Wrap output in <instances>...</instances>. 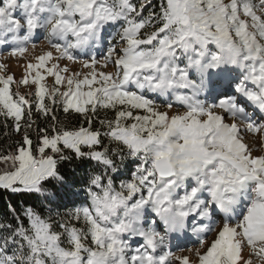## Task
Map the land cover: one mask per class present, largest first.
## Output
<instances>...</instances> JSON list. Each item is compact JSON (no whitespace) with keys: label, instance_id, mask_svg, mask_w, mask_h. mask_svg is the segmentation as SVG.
Here are the masks:
<instances>
[{"label":"snow or ice","instance_id":"snow-or-ice-1","mask_svg":"<svg viewBox=\"0 0 264 264\" xmlns=\"http://www.w3.org/2000/svg\"><path fill=\"white\" fill-rule=\"evenodd\" d=\"M0 128V264H264V0H0Z\"/></svg>","mask_w":264,"mask_h":264},{"label":"trees","instance_id":"trees-1","mask_svg":"<svg viewBox=\"0 0 264 264\" xmlns=\"http://www.w3.org/2000/svg\"><path fill=\"white\" fill-rule=\"evenodd\" d=\"M155 3L156 0H153ZM65 122L70 123H76V117L70 116L66 119ZM4 130L0 128V151H3L8 145L12 144L15 139H18V134H12L11 131L9 132V137L6 139L3 135ZM78 172L80 174H83V170L78 169ZM28 198L24 195L19 194H11L9 192L0 191V212L6 211V205L9 201H11L14 205L20 206L22 205ZM31 202V201H28ZM64 203H68L67 201H64ZM72 205L68 204V207L70 208ZM61 211H64L65 209L61 208Z\"/></svg>","mask_w":264,"mask_h":264},{"label":"rangeland","instance_id":"rangeland-1","mask_svg":"<svg viewBox=\"0 0 264 264\" xmlns=\"http://www.w3.org/2000/svg\"><path fill=\"white\" fill-rule=\"evenodd\" d=\"M39 47L40 48H45L46 49V47H47V43H46V41H42L40 44H39ZM98 56H100L101 55V52L99 51V50H97V53H96ZM11 67L13 68V70L16 72V74H17V76H19L20 75V70L16 67V61L15 60H13V61H11ZM49 82H51V78H49ZM24 89H22V91H23ZM160 103H163V100L161 99L160 101H159ZM3 167V165H0V168H2ZM185 254H187V253H185Z\"/></svg>","mask_w":264,"mask_h":264}]
</instances>
